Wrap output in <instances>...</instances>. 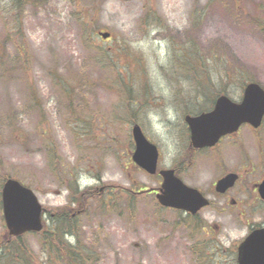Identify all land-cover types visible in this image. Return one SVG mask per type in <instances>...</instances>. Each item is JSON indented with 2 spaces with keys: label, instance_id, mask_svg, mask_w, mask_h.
<instances>
[{
  "label": "rangeland",
  "instance_id": "1",
  "mask_svg": "<svg viewBox=\"0 0 264 264\" xmlns=\"http://www.w3.org/2000/svg\"><path fill=\"white\" fill-rule=\"evenodd\" d=\"M191 52L211 59L206 77L235 102L250 82L264 88V0H0V264H63L44 245L65 210L90 264H237L264 210L213 207L192 221L137 194L159 178L132 161L135 124L160 150V169L189 164L185 117L197 93L180 72ZM252 130L242 136L254 143ZM192 162L191 182L207 193L219 174L205 156ZM7 179L45 208L40 234L9 237Z\"/></svg>",
  "mask_w": 264,
  "mask_h": 264
},
{
  "label": "water",
  "instance_id": "2",
  "mask_svg": "<svg viewBox=\"0 0 264 264\" xmlns=\"http://www.w3.org/2000/svg\"><path fill=\"white\" fill-rule=\"evenodd\" d=\"M104 39L109 34H101ZM264 119V88L257 83L246 86L241 103L233 102L227 96L220 97L212 112L198 117H186L192 132L195 149L214 147L222 137L233 134L244 124L259 128ZM136 152L135 163L151 175L157 173L159 151L143 134L140 127L133 129ZM163 186L157 195L159 204L197 214L209 206L201 193L186 186L175 176L173 170L162 171ZM235 183L230 175L218 182L217 191L225 192ZM264 197V183L261 186ZM3 209L10 236H22L29 232H41L44 228V209L34 192L15 180H8L3 189ZM238 264H264V229L256 230L241 244Z\"/></svg>",
  "mask_w": 264,
  "mask_h": 264
},
{
  "label": "flooded vegetation",
  "instance_id": "3",
  "mask_svg": "<svg viewBox=\"0 0 264 264\" xmlns=\"http://www.w3.org/2000/svg\"><path fill=\"white\" fill-rule=\"evenodd\" d=\"M263 126V125H262ZM244 128H249V134L253 129L250 126H242L240 130L233 135L223 137L213 148L196 150L192 147L191 131L187 126V141L189 143L188 152L189 164L179 160L174 166L175 175L187 186L197 189L210 203L209 208L219 207L223 212L232 213L235 210L241 212V208L246 204H255L259 209L264 210V197L261 193V186L264 183V138H262L260 129H253L254 143L246 140L242 136ZM252 128V129H251ZM252 140V138H251ZM197 154L205 156L212 169L218 172V176L210 185L207 193L198 185L191 182V167H193L192 158ZM161 158V156H160ZM186 166V167H184ZM158 168L160 169V159ZM230 175L235 176V183L232 187L223 193L216 190L217 183ZM159 178L158 187L144 190V194L157 195L158 190L163 184V178L157 173ZM247 201V202H246ZM207 209V208H205ZM203 209V210H205ZM201 210L198 214L192 215L182 211H175L177 214L184 215L190 220H198L204 212ZM202 219V218H201ZM264 228V222L256 228H251L249 233L254 229Z\"/></svg>",
  "mask_w": 264,
  "mask_h": 264
},
{
  "label": "trees",
  "instance_id": "4",
  "mask_svg": "<svg viewBox=\"0 0 264 264\" xmlns=\"http://www.w3.org/2000/svg\"><path fill=\"white\" fill-rule=\"evenodd\" d=\"M191 54L194 60L193 63H186V57L181 60L182 72H180V75L191 76L189 79L194 83L192 87L194 90L198 91V93L194 95L197 101L195 102L194 110L192 111H197V113H199L211 109L212 102H214L216 98L224 93L216 90L215 85L211 83L213 80L212 78L206 77V73H209L211 59H207L204 56H201L199 53H197L195 56L193 52H191ZM214 58H217V56L215 55ZM248 82L249 81H246V83ZM73 194H80V192L79 190H75ZM84 194H89L91 197H94L93 189L88 190V192L85 191ZM107 208L109 210L110 207L107 206ZM56 217L57 218L55 219L54 227L50 230V238H52V240H45V249L48 251V253H53L56 259H59L63 264H90V262L93 261V256L87 252V250L80 244V241L78 240L80 232L78 220L70 213H67L66 210L62 211ZM69 236L73 239H76V242H70L71 240L67 239ZM21 239H23V237L18 238V240ZM4 247L7 249L10 248V245L6 243ZM12 248L16 251H18V249L22 250L23 254L27 258H29L30 254H32L31 251L25 250L24 247L18 248L17 246H12ZM206 260L211 262V258L208 253L206 254ZM32 262L30 260V264H32Z\"/></svg>",
  "mask_w": 264,
  "mask_h": 264
}]
</instances>
